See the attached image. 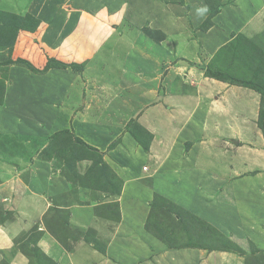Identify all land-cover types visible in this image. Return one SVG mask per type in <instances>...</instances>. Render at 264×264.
Masks as SVG:
<instances>
[{
	"label": "crops",
	"instance_id": "1",
	"mask_svg": "<svg viewBox=\"0 0 264 264\" xmlns=\"http://www.w3.org/2000/svg\"><path fill=\"white\" fill-rule=\"evenodd\" d=\"M0 5L44 24L39 49L50 50L49 57L83 61L81 71L67 66L19 72L16 86L5 91L0 118L33 122L37 141L69 130L102 152L108 174L120 181L119 192L85 188L102 197L100 202L61 210L86 232L64 238L49 213L53 206L69 207L54 201L67 182L50 175L47 161L36 160L32 140L23 141L26 153H15L13 170L0 162V209L6 213L0 257L20 231L36 225L32 241L53 264H210L204 256L215 252L203 244L191 238L173 245L157 228L146 229L156 195L264 252V128L257 124L263 94L204 74L211 65L243 77L242 49L257 46L264 54V0H0ZM200 7L208 9L203 16ZM12 89L22 94L16 101ZM4 120L0 131L6 132ZM129 122L143 141V130L150 134L147 150L126 130ZM30 158L35 165L23 168ZM12 191L17 201L8 213ZM59 230L66 243L56 238ZM18 250L5 264H31ZM219 253L217 264H244L235 252Z\"/></svg>",
	"mask_w": 264,
	"mask_h": 264
},
{
	"label": "rangeland",
	"instance_id": "2",
	"mask_svg": "<svg viewBox=\"0 0 264 264\" xmlns=\"http://www.w3.org/2000/svg\"><path fill=\"white\" fill-rule=\"evenodd\" d=\"M14 15L16 14L4 11L0 5V104L4 101L5 91L10 87L16 86L13 83V78H15V76H20V73L27 76V71L31 73H44L52 68L50 67L44 70L46 64H48V59L53 58L56 60L55 57H49L50 50L45 51V49H39L42 47L39 45V40L44 24L40 23L36 18V20L39 21L37 25L36 22L29 21L27 24L24 23L23 26L20 21L14 20ZM146 34L148 33L146 32ZM34 42L37 44L35 45ZM257 48L258 47L255 46L250 49L249 46V49L246 47L242 49L238 58L240 60H246L247 63L245 62V67L241 68L239 73L243 74L244 72L243 76L245 78H249L254 84L264 86V78H262L264 75L262 74V72H264V54ZM86 49L89 50L92 48ZM42 54L43 57L39 58ZM61 54L63 53L61 52ZM19 58L31 64L35 70H31L25 62L20 63V61H15ZM82 58L84 57L82 56ZM61 60L62 59L58 61L62 62L63 60ZM62 63L65 62L63 61ZM82 63L83 61H80L77 64ZM11 92L14 94V101H16L17 96H22L18 89H12ZM14 105H16V103H14ZM31 105L33 106V103H31ZM32 106L30 110H33ZM0 119H2L1 122H3L4 119L8 118L1 117ZM13 119L14 120H10L9 122L4 120L3 124L5 125L6 132L3 130L0 131V162H4L8 169L10 168L13 170L14 164L18 162V158L14 157L15 153H20L19 156L22 154L24 155L26 149L21 147L22 144L25 143L23 141L28 139L32 140L31 145L32 150H35L36 154L34 157L37 158L36 160L47 161V170L50 175L63 177L67 182L66 191L55 195L54 201L69 207L60 208L58 206H53L49 213V217H51L50 220L54 221L53 225L56 226L57 229L62 226V232L59 230L57 234H59V232L63 233L64 238L65 236L66 238L83 237V235H86V232H84L85 229L66 221V214L61 210L67 209L71 213V210H75L72 206L70 208V205H73V203L82 207L81 205H84L86 202H100L102 197H99V195L93 192L86 191L85 188L90 187L92 189H100L114 193L120 184L118 179L108 174L107 167L94 165L96 154L94 152L85 151L79 142H75L74 145L72 142L75 138L69 130L66 129L67 132L62 130L55 131L43 138L42 141H37L34 139L36 126L33 122L25 121V119L22 118ZM16 134H18L19 137L15 136ZM34 162L35 160L33 158L28 159L26 161L27 164H25L23 168H32L31 165L34 166ZM22 178L26 181L29 176L27 173H24ZM16 188L17 191H20V186ZM17 193L15 191L11 192L13 195L6 208L8 213H11L16 206L17 200L14 194ZM154 203H156L155 212L153 211V213L150 214L147 228L149 230L157 228L160 234L171 244L175 245L176 243L178 245L180 242L186 243L192 238V241H197L200 245L203 244L206 251L215 252L209 257L208 255L204 256V262H209L210 264H217L218 252H220V255L222 252L225 253V251H232L239 254L243 258L244 264H264V252L258 249L256 250L252 241L249 239L237 238V236L234 238L225 233L222 235L220 230H211V224L209 226H207L208 224L206 223V225L203 224L201 221L195 219L194 216L185 213L187 212L185 209L181 208L180 210L177 206H173L166 200H161L159 197L155 198ZM76 211L81 214L83 212V210L80 209H76ZM154 214H156V216H154ZM175 214L179 215L178 220ZM5 218L6 213L5 215L2 214L0 209V221H3ZM58 220L62 221L59 222ZM36 227L37 226L34 225L28 230L20 231L17 235L18 237L16 236V238L13 239V245L10 247L9 251L2 249L0 264H5L7 262L8 255L12 251H17L18 249L21 251V245L25 242H29V244L32 243L31 245L35 246L32 240ZM48 227L52 229L53 226L48 225ZM202 231L204 234L202 233V236L199 238L198 236H200ZM60 239L63 243H66L62 237ZM94 243L97 242L95 241ZM100 244L99 241L98 245ZM245 256L246 261L244 259Z\"/></svg>",
	"mask_w": 264,
	"mask_h": 264
},
{
	"label": "trees",
	"instance_id": "3",
	"mask_svg": "<svg viewBox=\"0 0 264 264\" xmlns=\"http://www.w3.org/2000/svg\"><path fill=\"white\" fill-rule=\"evenodd\" d=\"M211 12H212L211 13V15H212V14L215 13V10H212ZM211 15L209 16V18L206 19V21L203 24V26L206 25L207 23H209V20H210ZM14 20L20 21L23 26H24V23L27 24L29 21L30 22H36V25L39 22L38 20H36V18H34L30 14H25L24 16L14 15ZM144 31L147 32L148 34H153L147 28H145ZM15 61H20V63L21 62H25L29 66V68L31 70H35L31 66V64L27 63L26 61H24L21 58L15 60ZM67 66H71V67L75 68L78 71H81L83 69V64H77V63H69V64L67 63L66 64V63H62V62H60L58 60H55L53 58H49L48 59V64H46L44 70L47 69V68H50V67H67ZM44 70H42V71H44ZM36 71H39V70H36ZM204 74L206 76L214 77V78H217V79H222V80L228 81L230 83H234V84H240V85H245V86H248L249 85L251 88H254L255 90L261 92L263 94V96H262V101L260 103L257 124L260 127V129H263L264 128V86H260V85L254 84L253 82H251V80H249V78H245L244 76L241 77V76H237L235 74H230V73H228V71H227L226 68H221V67L213 68V67H211V65H207L204 68ZM262 74H264V72H262ZM262 78H264V75L262 76ZM130 124H131V122H129L128 125H126V130L130 131L131 134L137 139V141L147 150L148 149L149 139H150V134L148 132L146 133V131L143 130V132H144L143 134H146L145 137L147 139L146 141H143L142 137L139 134H137L131 128V125ZM62 131H64V132L66 131L67 132V130H62ZM75 142H79L80 145H81V147L85 151H87V152H94L96 154V159L94 160V165H98V166H102V167H107V165L103 161L102 152H100L98 149L94 148L93 146L85 143L84 141H82L79 138H76L75 137V140L72 143L75 145ZM113 145H114V142H112L109 145V147H112ZM119 183H120V181H119ZM119 191H120V184H119V187L117 188V190L114 191V192H119ZM155 197H158V196L156 195ZM160 199L163 200L162 198H160ZM179 209L181 210V208H179ZM185 213H187L190 216L192 215L189 212H185ZM192 216H194V215H192ZM194 218L197 219L198 221H201V219L197 218L196 216H194ZM201 222L203 224H205L204 221H201ZM209 225H207V226H209ZM147 226H148V223H146V228H147ZM211 230H214V228L211 227ZM54 233L56 234L55 235L56 238H58V239L61 238L57 234L56 231H54ZM60 241H61V239H60ZM21 248L24 250V252L27 255H29V257L31 259V264H33V261H34V264H53V262L50 261L37 247L32 246L31 244H26V245L22 244L21 245Z\"/></svg>",
	"mask_w": 264,
	"mask_h": 264
},
{
	"label": "clouds",
	"instance_id": "4",
	"mask_svg": "<svg viewBox=\"0 0 264 264\" xmlns=\"http://www.w3.org/2000/svg\"><path fill=\"white\" fill-rule=\"evenodd\" d=\"M208 11L207 7H200L197 9V13L200 16H203Z\"/></svg>",
	"mask_w": 264,
	"mask_h": 264
}]
</instances>
